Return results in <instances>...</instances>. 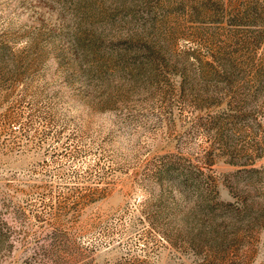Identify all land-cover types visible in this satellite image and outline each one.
I'll return each mask as SVG.
<instances>
[{"label":"rangeland","instance_id":"obj_1","mask_svg":"<svg viewBox=\"0 0 264 264\" xmlns=\"http://www.w3.org/2000/svg\"><path fill=\"white\" fill-rule=\"evenodd\" d=\"M0 264H264V0H0Z\"/></svg>","mask_w":264,"mask_h":264}]
</instances>
